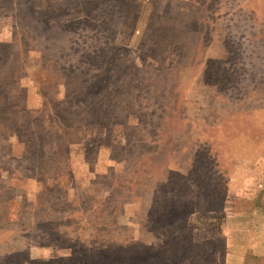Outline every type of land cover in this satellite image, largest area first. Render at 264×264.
<instances>
[{"label":"rangeland","instance_id":"1","mask_svg":"<svg viewBox=\"0 0 264 264\" xmlns=\"http://www.w3.org/2000/svg\"><path fill=\"white\" fill-rule=\"evenodd\" d=\"M22 2L0 264H264V0Z\"/></svg>","mask_w":264,"mask_h":264},{"label":"trees","instance_id":"2","mask_svg":"<svg viewBox=\"0 0 264 264\" xmlns=\"http://www.w3.org/2000/svg\"><path fill=\"white\" fill-rule=\"evenodd\" d=\"M18 1L21 3V2L24 1V0H18ZM22 3H24V4L22 5V7H21V5H19V6H20V8L22 9V12H23L24 10H27L28 6L26 5V2H22Z\"/></svg>","mask_w":264,"mask_h":264}]
</instances>
